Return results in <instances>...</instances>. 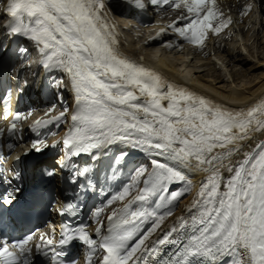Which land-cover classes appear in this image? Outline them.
Instances as JSON below:
<instances>
[{"label": "snow or ice", "instance_id": "obj_1", "mask_svg": "<svg viewBox=\"0 0 264 264\" xmlns=\"http://www.w3.org/2000/svg\"><path fill=\"white\" fill-rule=\"evenodd\" d=\"M132 2L140 9L150 5L157 10L165 6L179 10L177 19L161 28L155 38L171 30L201 51L210 33L219 37L233 23L218 0ZM251 9L252 5H247L242 15L247 16ZM0 11L8 18L5 34L32 42L43 57L41 66L66 73L74 93L75 109L62 140L52 145L46 139L34 140L25 156L62 144L65 155L57 164L64 170L72 157L87 154L96 161L106 155L104 150L119 143L152 157L151 171L139 166L132 184L94 210L95 236L81 223L63 227L59 240L54 229L39 235L30 232L11 242L2 237L0 264H32L33 248L50 256L52 264H78L63 251L76 242L87 249L86 264H149V260L160 264L166 245L175 246L176 251L164 264H223L225 258H230L229 264H264V140L251 151L243 150L253 133H264V103L231 111L171 83L165 85L160 74L121 52L106 0H7ZM164 46L178 47L168 42ZM53 82L59 87L64 78ZM58 99L63 102L62 95ZM54 109L53 105L45 113L48 119L35 120L30 130L68 123V108L51 116ZM26 118L17 112L9 134H15L19 122ZM3 133L0 129V138ZM7 147L14 151L16 145ZM127 155L121 152L117 159L124 160ZM237 155L242 158L233 160ZM42 172L48 177L56 175L55 168ZM201 172L205 179L186 209L192 214L177 217L165 230L162 224L173 216L174 205L196 187L189 173ZM94 175L89 166L77 165L69 182L86 193L93 186ZM19 179L15 168L11 177L0 172V183L7 186L0 193V208H10L18 200ZM81 179L84 183L78 184ZM13 181H17L15 186ZM174 183L186 187L169 191ZM151 197L158 198L164 211L149 210ZM115 202L121 207L107 216L105 229L100 217L104 207ZM78 207L66 202L59 214L75 217Z\"/></svg>", "mask_w": 264, "mask_h": 264}, {"label": "bare ground", "instance_id": "obj_2", "mask_svg": "<svg viewBox=\"0 0 264 264\" xmlns=\"http://www.w3.org/2000/svg\"><path fill=\"white\" fill-rule=\"evenodd\" d=\"M123 1L124 0H106L109 19L116 25V31L120 41V50L125 55L147 65L160 74L162 82L165 85L171 83L175 88L184 89L196 95L203 96L214 102V104L222 105L224 108L231 111L246 110L250 106L264 103V0H223L220 2L221 9L223 10L224 8V10H228L226 16L230 15L233 19V23L229 26V29L226 30L228 37L214 39L212 45H209L210 49L208 51L204 50L200 53L194 50L192 57V52H189L186 48H183L181 51H168L164 47L160 49L157 48V50L153 49L152 46L148 47L140 41H137L136 37L141 33V29H133L132 31L127 29V25L131 23L132 18H127L124 15H121L122 11L120 6ZM6 3L7 0H0V8L6 5ZM249 4L252 5V9L247 16L243 15V18L242 12ZM167 14L170 16L172 11H167ZM167 14L163 16V19L168 18ZM7 20L8 18L5 14L0 11V22L7 23ZM149 28L150 27L142 28V30L144 32ZM7 38V35L0 34V47L4 45L3 42ZM258 45L260 46V50L255 49ZM37 51L39 50L37 49ZM2 53L3 51L0 50V55ZM141 57H143L142 61L140 60ZM13 59V64H15L16 57ZM249 64H251L250 68L246 69ZM246 72L253 77L250 80L241 83L240 76H243V74L245 76ZM61 77L64 78L63 83L70 88V93L67 94V97H70L71 99L69 103L70 110H74V93L70 85V80L64 72L60 74V78ZM226 82L228 84H225ZM43 97L46 99L49 98L48 95H44ZM163 103L166 105L167 101H164ZM46 112H48V110L37 109L33 116V122L41 118L48 119L49 117L45 116ZM60 112L59 109H54L50 115L57 116ZM68 122H71L70 118ZM25 125V123L22 124V126ZM9 128L5 129L3 127L4 133L7 135L9 134ZM25 129L26 127L22 134H24ZM67 131L66 129L61 130L60 134L64 135ZM32 138L34 140L46 139L47 143L54 141L53 138L47 140V136L37 132L33 133ZM12 139L15 142L17 141L16 134L12 135ZM260 140H264V133H253V138L244 142L243 150L251 151L255 144ZM31 142L32 141H27L19 144L17 154L21 156L20 160L29 157V155L25 156L24 153L29 151ZM47 151V149L43 151L44 154ZM104 152H106V155H101V158L96 161H93L92 156L87 154H82L79 157H72L68 160L67 163L69 167L62 173V177L64 179L66 178L67 183H70L71 172L77 165L81 168L90 165L92 171L94 170L95 172L94 189L97 191L98 197H105V199H107L109 195L116 194L125 186L129 185V181L132 180L133 183L134 180L132 179V174L130 172L125 173V167L130 165L127 164V160L134 159V164L130 165V167L136 169L139 167L138 165L140 163L142 164L148 161L149 171L152 170V165L150 163L152 157L140 150L132 149L123 144L117 143L110 146L109 149L104 150ZM121 152L128 153L124 160L117 159ZM33 154L36 153L34 152ZM240 158L242 157L237 155L233 157V160ZM157 159H160L165 163H172L165 158L157 157ZM118 162H122L121 164L124 167V173L114 177V164ZM10 164L11 159L8 161V165ZM189 175L196 187L193 188L191 193H186L181 197L178 204L174 205L175 211L173 216L167 218L162 224V228L165 230L172 225L177 217L181 215L188 217L192 214L186 211V209L192 204L201 181L205 179V173H189ZM228 175L227 171H224V176L227 177ZM72 185L76 186L77 184ZM185 186L186 185L174 183L170 186L169 191H174L175 189L183 190ZM131 191L133 195L136 194L135 189ZM159 203L157 197H151L148 202L149 210L164 211L162 207H159ZM102 205H106V203L99 204L97 207ZM97 207H95V209ZM119 207H121L120 202H115L111 206L104 207L103 212L105 214L100 219L104 221L105 229L107 228V216L113 209H118ZM95 221L96 217L93 212V223L91 228L94 231L97 227ZM148 226V224L144 225L145 228ZM155 238L156 236L153 237V239ZM180 238L183 239L182 236ZM175 251V246H164L162 249L163 257L160 264H164V261L171 257ZM85 253L87 254V249L85 250ZM229 260L230 258H225L223 264H229ZM149 264H153V261L149 260Z\"/></svg>", "mask_w": 264, "mask_h": 264}, {"label": "rangeland", "instance_id": "obj_3", "mask_svg": "<svg viewBox=\"0 0 264 264\" xmlns=\"http://www.w3.org/2000/svg\"><path fill=\"white\" fill-rule=\"evenodd\" d=\"M259 48V49H258ZM255 49H257V50H260V46L258 45V47L257 48H255ZM250 65L251 64H249L248 66H247V68L246 69H249L250 68ZM247 75V76H246ZM253 76H251L250 74H248L247 72L245 73V76H244V74H243V76H240V81H241V83H244V82H246V81H248V80H250L251 78H252ZM225 84H228L227 82L225 83ZM134 159H130V160H127V164H130V165H132V164H134ZM122 162H118L117 164H114V168H113V171H114V176H118V174H119V172L122 170V168L124 169V167L122 166V168L120 167L122 164H121ZM140 163V162H139ZM130 165L129 166H126L125 167V169H126V171H127V169H128V172H131V174L133 175V180H134V176H135V168H131L130 167ZM141 165H144V166H146L148 169H149V162L148 161H146V162H144V163H140L139 164V166H141ZM131 168V169H130ZM115 170H116V172H115ZM117 171H118V173H117ZM129 183H131L132 184V181L131 182H129ZM186 187V186H185ZM133 190V189H132ZM176 190H179V189H175L174 191H176Z\"/></svg>", "mask_w": 264, "mask_h": 264}]
</instances>
